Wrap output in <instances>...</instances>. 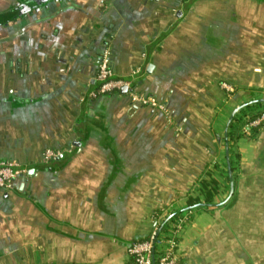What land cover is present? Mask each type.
<instances>
[{"label":"crops","instance_id":"crops-1","mask_svg":"<svg viewBox=\"0 0 264 264\" xmlns=\"http://www.w3.org/2000/svg\"><path fill=\"white\" fill-rule=\"evenodd\" d=\"M105 47L165 112L90 97ZM263 99L264 0H0V161L32 170L0 190V264H127L185 215L176 264H264V126L224 135Z\"/></svg>","mask_w":264,"mask_h":264},{"label":"built area","instance_id":"built-area-1","mask_svg":"<svg viewBox=\"0 0 264 264\" xmlns=\"http://www.w3.org/2000/svg\"><path fill=\"white\" fill-rule=\"evenodd\" d=\"M95 82L97 88L90 94L91 98L125 89L133 104L165 112V107L158 104L155 99L134 93L131 81L115 77L109 61L108 47L104 48L97 64ZM221 87L226 93H233V89L229 85L221 84ZM262 126H264V112L251 119L247 117L242 127V133L248 134L251 130L259 129ZM60 156L58 151L47 149L43 153V164L48 165ZM31 171L29 167L21 166L12 161H0V190L10 191L16 180L27 177ZM187 217L189 216L185 215L180 219H173L174 221L166 220L164 228L156 225L147 240L131 243L127 249V264H176L178 259L177 240L183 233L185 222L188 220Z\"/></svg>","mask_w":264,"mask_h":264},{"label":"trees","instance_id":"trees-1","mask_svg":"<svg viewBox=\"0 0 264 264\" xmlns=\"http://www.w3.org/2000/svg\"><path fill=\"white\" fill-rule=\"evenodd\" d=\"M261 112H264V103H256L251 106L245 107L244 109H242V111L234 115V117L232 118V120L228 125V130L225 137L226 141L228 142V147H230L229 142L231 140H234L241 134V128L245 119L247 117H249L250 119L254 118ZM257 130L258 129H253L251 130V132H255ZM202 189L204 191L205 204L211 202L213 196L216 194L217 191L216 184L212 180H209L207 183L206 182L203 183ZM187 204H188L187 205L188 209L190 210L203 206V205H198L197 201L194 199H190ZM176 216L177 215H175L174 218Z\"/></svg>","mask_w":264,"mask_h":264},{"label":"water","instance_id":"water-1","mask_svg":"<svg viewBox=\"0 0 264 264\" xmlns=\"http://www.w3.org/2000/svg\"><path fill=\"white\" fill-rule=\"evenodd\" d=\"M31 4H33V3H31ZM121 92H127L125 89H122L121 90ZM257 103H264V99L263 100H259V101H257ZM246 106H248V105H245L244 107H246ZM239 108H241V107H239ZM236 109L235 111H234V113L232 114V116H231V118L235 115V114H237L238 112H239V110L240 109ZM229 123H230V121H229ZM226 133H227V129L224 131V135H225V137H226ZM228 164V163H227ZM31 173V172H30ZM229 180H230V196L229 197H231V194H232V191H233V183H232V179H231V175H230V172H229Z\"/></svg>","mask_w":264,"mask_h":264},{"label":"rangeland","instance_id":"rangeland-1","mask_svg":"<svg viewBox=\"0 0 264 264\" xmlns=\"http://www.w3.org/2000/svg\"><path fill=\"white\" fill-rule=\"evenodd\" d=\"M245 120H246V119H245ZM244 122H245V121H244ZM244 122H243V124H244ZM242 127H243V125H242ZM241 134H243V133H242V128H241Z\"/></svg>","mask_w":264,"mask_h":264}]
</instances>
